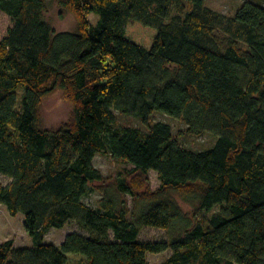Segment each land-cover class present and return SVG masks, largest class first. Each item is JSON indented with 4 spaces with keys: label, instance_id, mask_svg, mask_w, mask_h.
<instances>
[{
    "label": "trees",
    "instance_id": "trees-1",
    "mask_svg": "<svg viewBox=\"0 0 264 264\" xmlns=\"http://www.w3.org/2000/svg\"><path fill=\"white\" fill-rule=\"evenodd\" d=\"M51 1L76 32L48 24ZM206 1L0 0L13 23L0 40V174L11 179L0 207L23 214L32 239L0 244V264H150L168 251L161 264H264V0L233 15ZM56 95L71 115L46 129ZM156 113L215 146L182 148ZM101 153L133 169L112 182L94 166ZM96 190L93 208L84 200ZM175 196L203 216L191 220ZM73 223L86 235L45 243ZM147 227L180 235L139 241Z\"/></svg>",
    "mask_w": 264,
    "mask_h": 264
},
{
    "label": "rangeland",
    "instance_id": "rangeland-1",
    "mask_svg": "<svg viewBox=\"0 0 264 264\" xmlns=\"http://www.w3.org/2000/svg\"><path fill=\"white\" fill-rule=\"evenodd\" d=\"M247 0H207L206 7L214 11L221 12L227 15L235 14ZM61 10L56 2H52L49 5L48 11L45 14V19L48 24L56 32H69L74 33L77 31V21L74 15L65 13L64 17L61 16ZM92 24L97 25L99 17L97 15H90L89 17ZM13 26L12 20L3 12L0 11V40L4 38L7 31ZM24 94V90L19 95V101L21 102ZM43 126L46 129H57L62 124L69 120L71 115L70 105L63 99L61 95H56L44 103L43 109ZM116 117L120 125L128 127L141 128V123L134 117L115 112ZM154 122H164L170 124L174 130V135L180 143V146L184 149L193 152H203L212 149L217 138L212 134H204L202 136H190L183 134L187 130V126L179 120H175L172 117L166 116L161 113H156L152 117ZM94 166L100 170L104 177L110 179L112 182L124 174L126 171L133 169V166L113 159L110 155L101 153L98 154L94 159ZM150 187L152 190H156L160 187V180L155 172L149 174ZM11 179L7 176L0 174V186H9ZM101 193L97 190L92 192L84 200L90 207L95 208L101 199ZM176 200L180 204L182 210L187 214L191 220L201 218L203 214H198L197 203H186L181 200L180 197L175 196ZM80 233L86 235L85 232L81 231L76 224H70L64 229H51L45 237L46 244H63L69 234ZM180 232H173L169 234L164 230L145 228L139 238L142 242H166L172 241L177 238ZM13 241L15 247H28L32 245V239L28 235L24 227V215L19 214L17 217H12L8 212L6 206L0 207V244ZM171 254L168 251L165 254L149 255L148 260L150 264H161ZM74 261V260H72ZM70 264H78L77 262H71Z\"/></svg>",
    "mask_w": 264,
    "mask_h": 264
}]
</instances>
